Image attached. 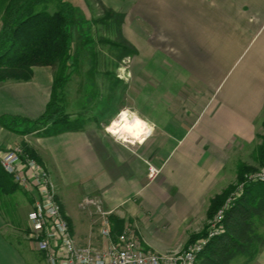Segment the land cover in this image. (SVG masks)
Wrapping results in <instances>:
<instances>
[{
	"label": "crops",
	"instance_id": "obj_1",
	"mask_svg": "<svg viewBox=\"0 0 264 264\" xmlns=\"http://www.w3.org/2000/svg\"><path fill=\"white\" fill-rule=\"evenodd\" d=\"M129 13L152 27L143 38L131 23L120 29L134 55L131 109L155 124L154 133L143 144L116 142L105 128L121 108L53 136L19 137L0 127V151L24 142L36 153L78 244L105 243L100 214L85 204L95 198L147 249L168 253L203 229L211 198L237 180L231 163L264 130V0H136ZM53 81L52 67L36 66L30 80L0 83V115L38 118ZM4 212L0 205V264H27L3 236L13 225ZM243 257V264H264V247L253 260Z\"/></svg>",
	"mask_w": 264,
	"mask_h": 264
},
{
	"label": "trees",
	"instance_id": "obj_2",
	"mask_svg": "<svg viewBox=\"0 0 264 264\" xmlns=\"http://www.w3.org/2000/svg\"><path fill=\"white\" fill-rule=\"evenodd\" d=\"M55 1L57 9L52 12L49 4ZM78 10L67 0H0V83L30 80L36 66H50L55 71L51 98L43 114L36 119L3 114L1 126L26 135L53 136L82 129L90 120L87 111L70 113L61 97L76 60L73 27ZM107 11L108 17L117 14L113 9ZM22 148L37 158L27 145ZM257 160L264 167V145L258 149ZM253 170L254 166L240 162L237 182L211 198L208 218L224 210L218 222L221 232L199 254V264H230L238 256L253 260L264 247V232L260 228L264 224V178L252 176ZM17 190L22 189L0 164V197ZM111 221L116 237L124 224L114 215ZM204 232L192 235L190 242L202 237Z\"/></svg>",
	"mask_w": 264,
	"mask_h": 264
},
{
	"label": "rangeland",
	"instance_id": "obj_3",
	"mask_svg": "<svg viewBox=\"0 0 264 264\" xmlns=\"http://www.w3.org/2000/svg\"><path fill=\"white\" fill-rule=\"evenodd\" d=\"M67 1L72 2L79 9L73 27L75 39L73 43L75 49L74 59L76 60L74 67L71 68L72 74L61 90V97L68 111H87V116L99 123V116L104 117V120L107 117L110 119L119 109L131 108L134 104V100L128 96L132 93L133 88L131 65L133 64L134 55L131 50L132 45L125 44L128 42L123 39L121 33L123 25L131 23L132 27L130 28L136 30L141 38L149 37V35L144 34L145 32L149 33L152 27L141 18L132 19L129 12L136 0ZM56 6V1L50 3L49 10L55 11ZM110 8L115 10L117 14L108 17L107 10ZM129 16L131 17L129 18ZM124 46H127L128 49H125ZM158 59H162V57H155L153 59L155 64ZM119 77L125 79V84L118 80ZM123 88L125 93L122 92ZM259 119L260 123L264 120V113ZM0 127L3 126L0 125ZM4 129V132L10 131L12 135L15 134L19 137L26 135L16 130L12 131L5 127ZM17 145L24 147L27 144L20 142ZM262 145H264V130L258 134L252 145L245 146L241 151L242 153H238L237 160L233 161L231 165H235L237 169L238 163L241 162L240 158H244L243 160H246L244 161L245 164L254 166L251 173L262 172L264 167L257 160L258 149ZM15 147L16 145L8 146L7 144L3 148L12 151ZM29 153L31 154V152ZM229 167L231 168V166ZM214 191H217V189ZM26 193L24 190H17L12 195L1 197L0 205L5 211L4 216L11 221L14 220L12 229L3 227L2 233L6 240L22 255H26L27 258L29 256L30 260L26 258L27 264H46L42 253L32 248L29 237H27L29 232L27 226L29 202ZM217 214L218 212L212 218L207 217L201 230L205 231L202 237L209 232V226L215 223ZM260 228L264 232V224ZM244 260L243 256H238L231 264H243Z\"/></svg>",
	"mask_w": 264,
	"mask_h": 264
},
{
	"label": "built area",
	"instance_id": "obj_4",
	"mask_svg": "<svg viewBox=\"0 0 264 264\" xmlns=\"http://www.w3.org/2000/svg\"><path fill=\"white\" fill-rule=\"evenodd\" d=\"M0 164L32 197L28 237L37 244L46 264H199V254L208 241L221 232L218 222L223 209L218 211L215 223L209 226L206 236L197 238L183 249L159 253L147 249L131 226L125 227L115 237L111 221L113 211L106 210L102 202L95 198H86L85 204L94 205L101 216L99 230L105 243L102 247L92 242L78 244L62 211L57 187L46 167L19 145L12 151L7 149L6 154L0 151ZM156 172L155 167L150 168V175ZM252 176L263 179L264 170Z\"/></svg>",
	"mask_w": 264,
	"mask_h": 264
},
{
	"label": "clouds",
	"instance_id": "obj_5",
	"mask_svg": "<svg viewBox=\"0 0 264 264\" xmlns=\"http://www.w3.org/2000/svg\"><path fill=\"white\" fill-rule=\"evenodd\" d=\"M118 116V119H114L105 128L118 143L143 144L155 131V124L142 117L136 110L125 107L120 110Z\"/></svg>",
	"mask_w": 264,
	"mask_h": 264
},
{
	"label": "bare ground",
	"instance_id": "obj_6",
	"mask_svg": "<svg viewBox=\"0 0 264 264\" xmlns=\"http://www.w3.org/2000/svg\"><path fill=\"white\" fill-rule=\"evenodd\" d=\"M114 130H115V127H114Z\"/></svg>",
	"mask_w": 264,
	"mask_h": 264
}]
</instances>
